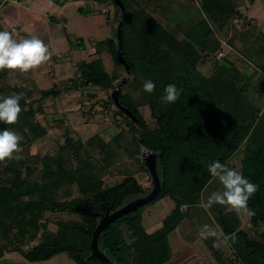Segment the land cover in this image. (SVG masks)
Instances as JSON below:
<instances>
[{
    "label": "trees",
    "instance_id": "1",
    "mask_svg": "<svg viewBox=\"0 0 264 264\" xmlns=\"http://www.w3.org/2000/svg\"><path fill=\"white\" fill-rule=\"evenodd\" d=\"M93 1L114 9L113 36L96 43L97 59L77 65L78 76L70 80V87L93 86L110 92L116 89L125 72L116 58V28L120 22L119 51L132 79L121 87L119 103L135 116L136 123L132 125L119 110L117 115L127 120L132 135L129 153H139L141 140L146 150L156 155L160 181L159 193L153 201L131 209L101 231L97 241L99 251L112 264H165L171 258L168 235L185 220L190 208L200 204L203 190L214 179L208 165L215 160L228 166L238 150L242 153L240 172L259 185V190L248 201V207L255 212L251 217L253 225H264V110L258 107L259 97L253 99L252 91L246 88L245 75L227 59L213 62L214 71L209 76L199 70L209 56L221 48L215 31L223 32L229 20L236 15L240 17L239 6L244 0H190V5L198 2V8L194 7L197 16L183 22L170 21L167 0H120L124 8L122 14L114 0ZM158 16L165 18L168 27ZM256 38L264 49V32H259ZM103 53L114 62L112 74L104 69L100 58ZM146 80L156 85L151 94L143 90ZM169 84L182 90L180 98L172 104L160 99ZM10 90L22 94L13 87L0 97L10 95ZM50 93L55 96L52 91L42 94ZM109 100L114 105L111 98ZM24 104L22 95L18 121L34 126V139L42 137L45 130L29 123L34 112L31 105L24 110ZM141 106L148 108L155 122L154 129L147 126L139 111ZM1 123L0 130H4ZM3 124L11 130L17 122ZM114 140L117 142L118 138ZM100 143L103 153L106 146ZM78 148L68 140L56 155L41 159L40 182L25 181L21 172L23 163L15 159L4 167V171L13 176L7 185L0 184V257L5 247L14 243L28 244L37 236L44 213L56 211L78 215L81 220L58 222L57 232H43L39 244L28 250L21 247L13 250L19 252L27 264L45 262L59 254H66L75 264H102L91 256L90 247L98 223L107 213L110 215L146 197L150 190L132 175L106 185L100 176L92 173L89 163L74 169L71 154H77ZM102 163L109 166L105 159ZM141 166L145 168L143 162ZM72 184L82 197L60 201L58 192L62 186ZM163 199H168L173 208L158 230L148 232L142 227V214L152 203ZM183 206L185 211H181ZM213 213L236 259L241 264H264V233L260 241L250 239L239 228L235 212L227 211V205L216 204Z\"/></svg>",
    "mask_w": 264,
    "mask_h": 264
},
{
    "label": "rangeland",
    "instance_id": "2",
    "mask_svg": "<svg viewBox=\"0 0 264 264\" xmlns=\"http://www.w3.org/2000/svg\"><path fill=\"white\" fill-rule=\"evenodd\" d=\"M167 3L170 9L168 13L170 21L183 22L197 16L195 9L198 8L197 1L193 5L191 4L193 8L190 5V0H167ZM239 14L240 17L236 15L229 20L223 32L215 31L221 48L213 52L212 56H209V60L203 66H200L199 70L203 75L209 76L214 71L215 65L213 62H220L221 58L227 59L235 65L242 75L247 76H244L246 88L252 91L250 93L253 94L254 100H258L259 97L258 107L263 111L264 49L256 37L259 32H264V0H244L239 6ZM158 17L161 23L168 27L165 18L163 16ZM218 53L222 54L220 58H217ZM100 58L104 69L109 74H112L115 69L112 59L106 53L101 54ZM62 60V57L59 58V61ZM53 65L50 58L38 68L27 73L7 69L0 71V94L5 92L6 89L13 87L20 89L25 98V104L22 107L26 110L28 105H31L34 112L29 123L37 124L45 130V134L42 137L34 139L32 130L34 126L32 125L29 127L19 120L16 127L11 129V131H15L23 137L20 142L23 148V151L19 154L21 158L19 160L15 159V161L23 163L22 178L28 182H40L43 174L41 159L53 157L70 140L73 145L79 147L77 154H75L76 156L71 154L70 162L74 169L84 167L83 163H89L92 173L100 176L106 185L121 182L125 176L132 175L139 184L151 192L153 183L150 173L146 167L142 168L141 166L143 162L141 148L138 154L129 153L132 150V135L129 133L127 120L117 115L118 109L110 103L109 99L112 91H104L93 86H88L84 89L71 88L70 80L75 78L74 74L76 71L74 70L71 73L70 78H65L64 75H61L55 79ZM124 76L125 72H123L120 79ZM131 79L128 75L126 81ZM10 91L9 94H12V90ZM45 91H52L55 96L51 93L44 96L42 93ZM139 111L143 115L149 129H154L155 122L150 117L148 108L141 106ZM1 126L5 129L3 122ZM114 130L115 134H113ZM117 138V142L113 141V139ZM100 142L106 146V151L103 153L100 152L102 148ZM108 145L110 148H107ZM241 157V150H238L229 161L228 167L240 171ZM103 159L108 162L109 166L106 167V164L102 163ZM13 160L1 162V185H7L8 180L13 176L4 171L7 163ZM28 168L29 172H27ZM100 168H104V170ZM218 191H223V186L218 179L214 178L203 190L200 206L194 209L190 208L185 221L176 228V234L174 235H178L177 237L181 244H175L176 249L179 248L176 251L174 250V252L171 251V258L165 264H241L234 256L228 240L227 242H222V240L218 242L215 238L201 239L199 236V231L203 225H209L217 232H221L216 224V214L213 213L214 209H216V204L211 208L203 207L208 197L213 192ZM58 193L61 197L60 201H70L73 198L82 197L76 185L73 184L71 186H62ZM161 201L152 203L148 208L155 211L153 212L154 214L165 215L166 209L162 210L160 205L166 199ZM183 210L184 208L182 207L181 211ZM227 211L235 212L240 222L239 228L250 239L260 241L261 235L264 233V225L262 223L254 226L251 219L252 216L249 217L243 213L238 214L230 206H227ZM80 220L81 217L78 215H71L67 212L47 211L40 219V229L37 236L26 245L21 246L14 243L10 247H5L0 257V264H3V262L4 264H27L19 252L13 250L15 247L28 250L40 243L43 232L55 234L58 222ZM160 225L161 221L158 222L155 229H149L148 231L153 232ZM35 264L75 263L66 254H59L48 261Z\"/></svg>",
    "mask_w": 264,
    "mask_h": 264
},
{
    "label": "crops",
    "instance_id": "3",
    "mask_svg": "<svg viewBox=\"0 0 264 264\" xmlns=\"http://www.w3.org/2000/svg\"><path fill=\"white\" fill-rule=\"evenodd\" d=\"M19 2L18 5L5 3L0 6V31L11 32L17 40L31 37L41 39L49 48L55 79L61 75L70 78L74 70L76 78L79 63L97 59L96 43L113 36L114 9L111 6L98 5L93 0H19ZM61 57L63 60L59 61ZM199 206L200 204L196 207ZM160 208L166 209L165 215L154 214L155 211L151 208L143 212L141 224L146 231L155 229L158 222H162L170 213L173 204L166 199ZM176 228L168 235L170 252L178 250L179 247L176 249L175 244H181L178 235H174ZM158 229L159 227L156 230Z\"/></svg>",
    "mask_w": 264,
    "mask_h": 264
},
{
    "label": "clouds",
    "instance_id": "4",
    "mask_svg": "<svg viewBox=\"0 0 264 264\" xmlns=\"http://www.w3.org/2000/svg\"><path fill=\"white\" fill-rule=\"evenodd\" d=\"M49 48L38 37L22 38L17 40L9 31H0V71L5 69L10 71L18 70L27 73L38 68L41 64L50 59ZM156 85L151 80H146L143 90L146 93H153ZM182 90L175 84H169L164 88V94L160 97L164 103H175L181 95ZM22 94L12 93L0 97V122L7 125L15 124L22 112L20 100ZM115 134V130L113 132ZM23 137L5 128L0 130V162L5 160H19V155L23 148L20 142ZM209 174L218 179L223 186V191L213 192L203 204L205 208H211L214 204L230 206L238 214L243 213L249 217L255 212L248 207V201L259 190V185L246 178L242 172L227 165L212 161L208 165ZM201 239L215 238L218 242H227L228 237H224L222 232H217L209 225H203L199 231ZM218 246V244H217Z\"/></svg>",
    "mask_w": 264,
    "mask_h": 264
},
{
    "label": "water",
    "instance_id": "5",
    "mask_svg": "<svg viewBox=\"0 0 264 264\" xmlns=\"http://www.w3.org/2000/svg\"><path fill=\"white\" fill-rule=\"evenodd\" d=\"M115 5L120 9L121 14L124 11V8L121 4L120 0H114ZM121 24L120 22L117 25L116 28V39L118 41V51H117V61L119 64H121L124 69H125V76L122 78L120 81L119 85L116 87L114 91H112L110 97L111 100L114 104V106L121 111L126 117H128L131 121V123L134 125L136 123V118L135 116L125 107L121 106L119 103V92L121 87L123 86L124 82L126 81L127 76L129 75V67L122 58L120 54V39H121ZM140 148H141V155L143 158V162L145 164V167L150 173L152 183H153V188L152 191L144 198L134 200L130 202L129 204L125 205L122 209L112 213V214H106L98 223L97 227L92 233V238L90 242V247H91V256L97 258L102 264H112L98 249L97 246V241L98 237L101 233V231L112 221L117 219L118 217L122 216L123 214L127 213L131 209L141 206V205H146L149 202L153 201L157 194L159 193L160 190V181L156 173V155L152 154L151 152L147 151L146 148L143 145V142L140 140Z\"/></svg>",
    "mask_w": 264,
    "mask_h": 264
},
{
    "label": "built area",
    "instance_id": "6",
    "mask_svg": "<svg viewBox=\"0 0 264 264\" xmlns=\"http://www.w3.org/2000/svg\"><path fill=\"white\" fill-rule=\"evenodd\" d=\"M45 1H47V0H45ZM5 3H11V4H15V5H18V4H20V2H19V0H2L1 1V5H3V4H5ZM0 5V6H1ZM103 13L105 12L104 10H101ZM222 56V54L221 53H218L217 54V58H220ZM183 208L185 209V207L183 206ZM184 211V210H183Z\"/></svg>",
    "mask_w": 264,
    "mask_h": 264
}]
</instances>
